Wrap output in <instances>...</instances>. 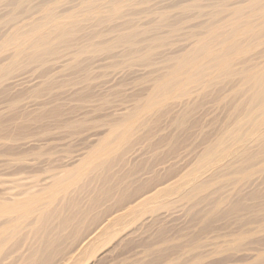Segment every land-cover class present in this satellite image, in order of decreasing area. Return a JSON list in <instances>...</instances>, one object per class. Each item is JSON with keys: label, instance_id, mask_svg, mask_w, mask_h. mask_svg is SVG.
Instances as JSON below:
<instances>
[{"label": "rangeland", "instance_id": "1", "mask_svg": "<svg viewBox=\"0 0 264 264\" xmlns=\"http://www.w3.org/2000/svg\"><path fill=\"white\" fill-rule=\"evenodd\" d=\"M16 1L21 4L15 14L31 15L28 22L48 0ZM81 1L51 0L60 14L79 9ZM87 1L105 7L117 0ZM244 4L135 0L114 15L103 8L89 14L70 46H58L49 61L22 59L14 64L24 65L0 86V139L7 138L0 140V198L18 192L19 186L36 192L47 177L79 166L72 164L76 160L86 162L109 128L127 121V138L119 152L104 158L96 181L79 183L74 191L81 192L65 193L72 202L64 204V227L52 231L58 226L55 215L38 233L56 243L41 264H264V169L258 174L250 173L254 168L238 172L250 164L248 155L254 162L264 160L262 145L241 144L213 170L194 172L204 147L225 137L222 132L243 109L236 86L240 77L218 79L200 95L179 100L149 98L155 83L197 36H204L209 26H222L230 20L231 8ZM258 26L241 31L239 47L252 49L233 57L227 72L264 64V29ZM125 35L132 36L131 43L121 42ZM8 58L0 55V67L8 65ZM212 77L200 82L208 85ZM256 168L261 170L260 165ZM178 179L173 189L139 205ZM205 181L201 192H192ZM190 191L195 197L185 196ZM59 204L54 201L47 208L55 213ZM32 228L30 218L0 219V238L18 230L2 250L0 264H29L26 246L32 242L27 240ZM88 238L97 244L84 255Z\"/></svg>", "mask_w": 264, "mask_h": 264}, {"label": "bare ground", "instance_id": "2", "mask_svg": "<svg viewBox=\"0 0 264 264\" xmlns=\"http://www.w3.org/2000/svg\"><path fill=\"white\" fill-rule=\"evenodd\" d=\"M132 1L135 0H117L105 7L103 5V7H92L91 5L89 6L90 1L83 0L79 9H73L60 14L55 11L56 3L48 0L38 8L37 12L40 15L27 22L31 15H27V13L22 15L15 14L21 2L16 0H0V26L2 31L0 55H8L9 57L7 59L8 65L0 67V86L7 80V76L16 72L24 65L22 63L14 65L17 61L27 59L30 60V63L41 64L49 61L56 55L58 50H60L58 46L62 45V48L70 46L71 38L73 40V35L76 33L77 28L83 22L89 20V14L99 12L103 8H108V12H112L111 15H114L121 10V6H125ZM229 15L230 20L226 21L222 26L215 28L209 26L204 36L200 37L203 33L197 36L189 51L182 58H176L177 61L171 67L170 72L163 74L161 80L155 83L152 92L149 94L150 101L156 97L165 98L168 96H171L174 100H179L181 97L190 96L195 92H198L200 95L208 87L218 84V79L236 77V75L240 77L236 86H238L237 93L241 96L240 105H242L243 109L236 112L237 114L235 113L236 117L234 118L233 125L222 132V135L227 138H222L221 136L202 150L201 156L199 155L200 158L198 157L199 159L194 168V172L201 175L213 170L214 166L221 161L233 157L234 151L231 152V149L234 147L239 148L243 144L257 148L262 145L263 147L261 146L260 148H264V64H257L249 69L240 68L227 72V69L232 66L231 61L233 57V60H236L237 56L243 55L252 49L248 45L246 47H239V37L242 35L241 31L252 26L257 28L259 27L258 25H262L264 29V0H245L243 6L231 8ZM80 16H84L83 20L80 22L76 21ZM257 21L259 22L255 25L254 23ZM131 37V35H125L120 40L124 43H131ZM212 74H214V77L207 81L208 85L205 82H200L202 78L205 76L209 77ZM193 84V89L188 88L189 85ZM198 97L196 95V98ZM154 105L155 103L152 106ZM149 107H151L150 102ZM133 115L134 113L130 114L126 119ZM125 121L121 120L117 123V126L109 128L105 140H101L99 143V150L92 151L86 162L81 163L82 159L76 160L75 163L77 164H72H80L79 166L47 177L45 179V181H48L47 184H43L36 192H29L31 189L24 190V188L19 186L18 192L10 194L9 197L0 198V219L8 218L12 221L31 219V224L34 228L30 229L31 234L27 238L28 241L29 239L32 240L26 246L31 252L30 257L25 259L27 263L41 264L44 262L41 261L42 258L49 254V250L55 249L56 243L53 239L46 234L38 235V233L46 228L43 225L47 224L48 220L55 215V219H58V226H53L52 231L60 230V228L64 227L62 226L64 223V204L72 202V196L67 197L65 193L70 190L71 194L77 191L81 192L83 190L81 188L74 191L79 183L85 186L91 185V183L96 181V178L99 177L105 168L104 163L106 159L110 155L119 152L122 142L127 138L128 131L124 129L127 121ZM2 139L4 141L7 140L6 137ZM261 156H264V152H262ZM105 157L106 159H104ZM250 159V164L245 168H239V173L243 174V171L250 168L255 169V171H251L250 173L258 174L262 172L264 160L254 162L256 158L248 155L245 161H250ZM258 165L261 166V170L256 168ZM167 168L168 174L170 167ZM217 169L220 170L219 168ZM88 174H91L92 180H87ZM214 176L213 174L212 177L214 178ZM213 178L211 179L212 181ZM180 182L178 179V181L170 183L151 196L143 198L139 205L144 204L151 198L154 199L157 194L164 193L167 188L175 187ZM202 183H206V181L195 186V189L192 188V192L196 190L201 192L203 188L201 187ZM87 190V192L92 193V190ZM192 192L186 193L185 196H193ZM59 196L62 197L60 198ZM54 201L60 202V207L54 209L55 213L50 208H47ZM164 209L167 208L165 207ZM73 215L76 216L75 211ZM38 224L42 225L37 226ZM22 229L19 228V231ZM17 231L8 233V236L0 238V255L7 242L17 237ZM96 244V239L88 238L83 243L85 247L83 254L87 249L94 248Z\"/></svg>", "mask_w": 264, "mask_h": 264}]
</instances>
